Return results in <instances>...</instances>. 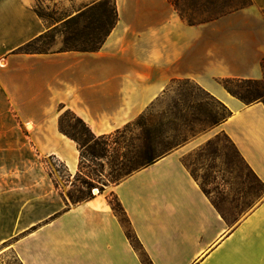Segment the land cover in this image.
I'll return each instance as SVG.
<instances>
[{
  "label": "crops",
  "instance_id": "obj_1",
  "mask_svg": "<svg viewBox=\"0 0 264 264\" xmlns=\"http://www.w3.org/2000/svg\"><path fill=\"white\" fill-rule=\"evenodd\" d=\"M35 1L0 0V244L16 238L22 264H143L107 200L112 192L152 264H264V195L247 213H222L183 162L224 133L264 185V104L246 105L221 84L263 78L264 0L196 25L169 0H115L117 22L99 50L17 53L55 26L36 14ZM96 2L73 0L71 15ZM179 79L231 115L103 193L65 206L37 166L41 155L71 175L78 170L77 144L58 129L59 106L106 135ZM7 163L21 166L7 173ZM7 213L16 215L8 225Z\"/></svg>",
  "mask_w": 264,
  "mask_h": 264
},
{
  "label": "trees",
  "instance_id": "obj_2",
  "mask_svg": "<svg viewBox=\"0 0 264 264\" xmlns=\"http://www.w3.org/2000/svg\"><path fill=\"white\" fill-rule=\"evenodd\" d=\"M169 2H171L177 10L181 18L190 25L216 20L252 4V0H169ZM33 10L43 21L49 25L54 24L55 26L19 47L16 50L17 53L48 54L65 51H97L101 48L108 34L117 22L115 2L113 17H110V19L97 18V2L59 21L52 19L55 23H51V21L41 15L36 9L33 8ZM54 31H64V48L56 51L38 48V46L42 44L45 39L50 37ZM81 35L86 37L83 43L88 46L79 47L75 45L74 42L77 41L78 37ZM261 65L263 70L262 79L226 78L221 80L222 86L231 96L237 98L246 105L254 102H261L264 104V58ZM183 81L184 80L180 79L174 80L171 85L165 89L163 94L168 93L172 85ZM188 81L189 80H187V82ZM192 84L197 90V93L188 96L187 94L179 92L177 94V102H174V108L170 110V115L166 117L165 121L162 119H155L153 116L148 115L153 107V102L151 106L134 121L106 135H95L80 117L67 109L76 122L83 127V133L79 136L70 130V126L64 124V117L62 115L59 116V131L73 140L77 144L79 150L77 173L79 174L81 172V165L88 157L97 159L98 156L105 158L107 155H113L111 165L115 175L111 176V178L112 182L118 183L133 172L156 162L170 153L172 148L176 145L173 138L175 136H180V134L187 129L191 130L195 123L202 125L204 128H213L227 120L231 115L229 108L196 83L192 82ZM187 97H189V99H187ZM158 100L159 98H157V101ZM186 100H188L187 105L185 104ZM184 104L186 108L182 109ZM63 107L64 106L60 105L59 111ZM188 108L191 109L189 114L186 113ZM233 147L235 148L234 145ZM235 150L245 163L236 148ZM246 166L252 172L247 164ZM252 174L255 176L253 172ZM257 181L264 189V185L258 179ZM84 182L87 183V181ZM94 187L95 185L89 182L86 197L75 200L73 203L76 204L93 198L94 195L91 194V189ZM99 190V193H103L104 186ZM203 191L205 192L204 189ZM205 193L209 195L207 192ZM107 200L124 226L126 236L135 250L139 253L143 264H152L147 254L142 249L136 235L133 233L129 219L116 195L112 192L109 193L107 195ZM213 203L222 213L227 212L219 203L215 201H213ZM243 212H245V209H239V207L236 206L235 208L232 207L229 213L231 215H236L242 214Z\"/></svg>",
  "mask_w": 264,
  "mask_h": 264
},
{
  "label": "rangeland",
  "instance_id": "obj_3",
  "mask_svg": "<svg viewBox=\"0 0 264 264\" xmlns=\"http://www.w3.org/2000/svg\"><path fill=\"white\" fill-rule=\"evenodd\" d=\"M114 2L115 0H97V18L110 19L113 17ZM32 6L51 23H55L52 19L59 21L71 15L75 8L73 0H37ZM63 33L64 31H54L38 48L50 51L63 49ZM85 38V36H79L78 40L74 42L75 45L79 47L88 46L83 43ZM180 80L184 81L172 85L168 93L162 94L159 100L153 103L148 115L165 121L166 117L170 115V110L174 108V102H177L179 92L188 96L197 93L191 81ZM185 104H188V100ZM185 104L182 109L186 108ZM59 112L64 117V124L70 126L72 132L81 136L83 127L76 122L68 110L63 107ZM190 112L191 109L188 108L186 113L189 114ZM211 129L195 123L191 130L187 129L180 136L173 138L176 145L171 151L200 137ZM4 155L7 154L4 153ZM112 159L113 155H107L105 158L98 156L97 159L88 157L81 165V172L78 174L77 170L72 175L69 174L65 165L54 157L38 155L37 166L43 168L49 175L55 190L62 198L65 206H68L75 204L73 203L75 200L86 197L89 182L95 185L91 189L92 195L98 194L102 186L105 190L107 186L116 184L112 182L111 178L115 175L111 165ZM184 163L205 192L227 212H230L232 207L238 206L239 209H245V213H247L264 195V189L223 133H217L204 141L184 158ZM2 166L5 167L7 173H11L17 171L21 165L7 163ZM15 216V213H7V225L10 220L13 222ZM10 229L7 226L6 232L8 233ZM15 239L0 244V264H21L13 248Z\"/></svg>",
  "mask_w": 264,
  "mask_h": 264
},
{
  "label": "bare ground",
  "instance_id": "obj_4",
  "mask_svg": "<svg viewBox=\"0 0 264 264\" xmlns=\"http://www.w3.org/2000/svg\"><path fill=\"white\" fill-rule=\"evenodd\" d=\"M95 193H97V191H95Z\"/></svg>",
  "mask_w": 264,
  "mask_h": 264
}]
</instances>
